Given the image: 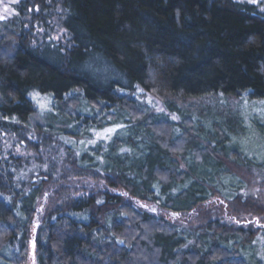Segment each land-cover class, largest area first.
Masks as SVG:
<instances>
[{
	"label": "trees",
	"instance_id": "trees-1",
	"mask_svg": "<svg viewBox=\"0 0 264 264\" xmlns=\"http://www.w3.org/2000/svg\"><path fill=\"white\" fill-rule=\"evenodd\" d=\"M243 98L264 100L253 4L18 0L0 22V147L30 152L0 150V264H259L263 226L180 220L214 196L264 217L237 173ZM90 178L113 182L87 193Z\"/></svg>",
	"mask_w": 264,
	"mask_h": 264
},
{
	"label": "rangeland",
	"instance_id": "rangeland-1",
	"mask_svg": "<svg viewBox=\"0 0 264 264\" xmlns=\"http://www.w3.org/2000/svg\"><path fill=\"white\" fill-rule=\"evenodd\" d=\"M17 1L18 0H0V16L5 17L4 19H0V22L6 21L13 16L14 5ZM237 1L253 4L264 14V0H254V2L253 0ZM5 8L9 9L7 13L4 12ZM38 99L39 107L42 109L46 108L47 104L46 101L43 100L44 98L38 97ZM249 99L243 98L237 109L238 113L242 116V120L244 125L246 124L245 127L247 129L246 136L239 141L244 153L243 161H245L247 168H239L237 173L247 182L248 188L247 191H245L246 198L248 200H252L253 205L256 207L263 205L264 208V169L260 167V163L258 162L264 161V150H260L261 155L254 157L257 153V145L260 144L261 147L264 146V100ZM140 102L147 105L154 113H166L163 100H160L156 95L149 93L145 96V98L140 99ZM9 143L10 142L8 140L5 141L4 145L0 147V150L4 149L5 153L12 151V153L15 155H24L27 152H30L27 151L26 148L24 150L22 147H16L15 150H13L12 146H10L11 143ZM97 181L94 178H90V182H92L93 187L91 188V191L87 190V193L100 191V188H103L102 191H106L105 189H107V186L113 182L111 179L104 181L105 184H108L105 186L104 184L102 185L98 183H102L101 181ZM74 186H77L76 182L74 183ZM83 186L87 187L91 185L88 183L83 184V182H81V187ZM250 200L247 202V205L252 204ZM51 202L52 199H49L45 203L46 209L50 208V205H52L50 204ZM245 205L246 204L241 202H225L222 201L218 196H214L209 202L203 204L196 211L182 216L180 220L182 221V224L198 226L206 223L209 220L222 218L225 222L236 223L243 229L252 228L253 225L264 227V217L259 215V213L256 212L252 206L248 207L250 209H247L245 208ZM147 208H151V210L156 209L155 207ZM253 244L254 245H252V247L254 248V251L257 255L259 264H264V259H262V257H264V230L253 242Z\"/></svg>",
	"mask_w": 264,
	"mask_h": 264
},
{
	"label": "snow or ice",
	"instance_id": "snow-or-ice-1",
	"mask_svg": "<svg viewBox=\"0 0 264 264\" xmlns=\"http://www.w3.org/2000/svg\"><path fill=\"white\" fill-rule=\"evenodd\" d=\"M253 2H254V0H253ZM8 11H9L8 8H5V9H4V12H5V13H7ZM4 18H5V17L0 16V19H4ZM173 118L175 119V117H173ZM105 131L108 132V133H111V132L115 131V129H106ZM98 135H102V134H98ZM262 259H264V257H262Z\"/></svg>",
	"mask_w": 264,
	"mask_h": 264
}]
</instances>
